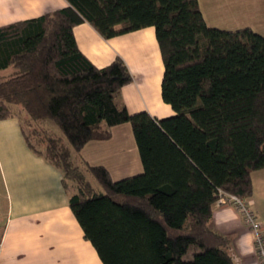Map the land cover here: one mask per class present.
<instances>
[{
	"label": "trees",
	"instance_id": "1",
	"mask_svg": "<svg viewBox=\"0 0 264 264\" xmlns=\"http://www.w3.org/2000/svg\"><path fill=\"white\" fill-rule=\"evenodd\" d=\"M0 25V119L17 116L28 147L61 170L69 206L103 264H234L209 221L219 191L248 198L264 168V35L209 26L198 0H66ZM104 38L153 27L161 99L173 113L130 112L120 57L97 67L73 27ZM129 122L143 171L113 180L73 155ZM58 129L55 133L50 126Z\"/></svg>",
	"mask_w": 264,
	"mask_h": 264
},
{
	"label": "crops",
	"instance_id": "2",
	"mask_svg": "<svg viewBox=\"0 0 264 264\" xmlns=\"http://www.w3.org/2000/svg\"><path fill=\"white\" fill-rule=\"evenodd\" d=\"M198 2L209 26L225 30L249 27L264 35V0ZM65 5L66 0H0V25ZM73 33L79 49L97 67L116 56L125 61L133 79L121 88L118 104L130 112L144 109L157 117L173 113L161 99L163 64L153 27L104 38L83 21L73 27ZM9 72L10 68L2 69L0 76ZM137 87L144 90V96H152L146 107L137 101L142 94ZM73 157L81 165L104 166L113 180L143 171L129 122L111 127L108 139L88 141ZM251 181L252 194L246 200L264 220V168L254 170ZM209 225L229 238L234 264H260L252 232L234 206L215 203ZM0 264H103L73 215L61 170L28 147L17 116L0 119Z\"/></svg>",
	"mask_w": 264,
	"mask_h": 264
},
{
	"label": "built area",
	"instance_id": "3",
	"mask_svg": "<svg viewBox=\"0 0 264 264\" xmlns=\"http://www.w3.org/2000/svg\"><path fill=\"white\" fill-rule=\"evenodd\" d=\"M216 204L232 205L238 210L243 217L244 223L252 232L256 257L260 264H264V220L258 218L246 199L235 194L220 190Z\"/></svg>",
	"mask_w": 264,
	"mask_h": 264
},
{
	"label": "rangeland",
	"instance_id": "4",
	"mask_svg": "<svg viewBox=\"0 0 264 264\" xmlns=\"http://www.w3.org/2000/svg\"><path fill=\"white\" fill-rule=\"evenodd\" d=\"M138 88V87H137ZM157 90L159 91V84L157 85ZM141 92L142 94L137 97L138 103L141 105V107H146V105H149L152 101V96H144V90L138 88V93ZM153 91L150 92L152 95ZM156 93V92H155ZM144 110V109H143ZM50 128L55 131V133H59L58 129L52 124Z\"/></svg>",
	"mask_w": 264,
	"mask_h": 264
}]
</instances>
